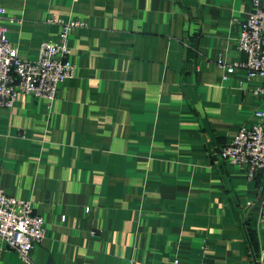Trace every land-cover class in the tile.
<instances>
[{
	"label": "crops",
	"instance_id": "crops-1",
	"mask_svg": "<svg viewBox=\"0 0 264 264\" xmlns=\"http://www.w3.org/2000/svg\"><path fill=\"white\" fill-rule=\"evenodd\" d=\"M0 6L25 60L58 39L52 19L84 23L56 97L0 108V188L30 200L45 229L28 263L0 247V264H264V168L249 178L218 156L263 107L264 78H223L215 63L242 61L253 0Z\"/></svg>",
	"mask_w": 264,
	"mask_h": 264
},
{
	"label": "built area",
	"instance_id": "built-area-1",
	"mask_svg": "<svg viewBox=\"0 0 264 264\" xmlns=\"http://www.w3.org/2000/svg\"><path fill=\"white\" fill-rule=\"evenodd\" d=\"M4 18L5 9L0 6V108H10L19 94L53 100L58 85L72 77L75 70L69 60L68 34L84 23L52 19L50 22L60 25L58 39L42 41L37 58L25 60L9 43L7 27L2 24ZM237 47L243 54L242 61L231 64L221 58L215 61L224 72L223 78L236 67L245 70L248 80L264 78V7L259 0H253V9L238 22ZM254 92L263 100L262 109L254 113V123L240 127L230 142L218 149L221 160L245 169L249 178L264 168V84L255 87ZM260 209L264 220V197ZM44 232L43 218L34 212L31 201L10 196L0 188V247L12 249L28 263L32 247L42 241ZM172 264L181 262L174 259Z\"/></svg>",
	"mask_w": 264,
	"mask_h": 264
}]
</instances>
